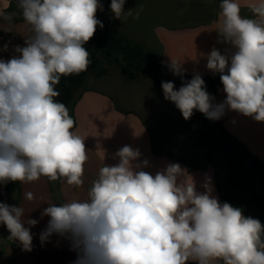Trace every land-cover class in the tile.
I'll use <instances>...</instances> for the list:
<instances>
[{
    "label": "clouds",
    "instance_id": "obj_1",
    "mask_svg": "<svg viewBox=\"0 0 264 264\" xmlns=\"http://www.w3.org/2000/svg\"><path fill=\"white\" fill-rule=\"evenodd\" d=\"M126 0H111L114 19L126 20ZM19 12L0 9L8 30L17 15L30 26L24 45H15L9 59L0 57V185L50 182L84 184L88 161L85 138L74 129L68 107L56 99L62 77L87 71L91 60L85 45L104 24L97 18L101 0H17ZM221 27L208 53L206 69L219 74L225 98L217 102L201 74L183 80V62L170 58L169 71L181 77L162 81L166 101L189 120L195 111L218 121L235 112L264 123V0L241 15L238 0H221ZM134 19H139V12ZM9 45L0 47L7 52ZM91 183L87 198L47 203L41 244L57 236L76 253L72 264H264V224L245 216L240 207L221 202L212 178L197 180L179 163L155 171L139 148L120 147ZM34 201L33 192L24 195ZM39 221L22 206L0 201V224L22 251L33 249L31 228Z\"/></svg>",
    "mask_w": 264,
    "mask_h": 264
},
{
    "label": "crops",
    "instance_id": "obj_2",
    "mask_svg": "<svg viewBox=\"0 0 264 264\" xmlns=\"http://www.w3.org/2000/svg\"><path fill=\"white\" fill-rule=\"evenodd\" d=\"M106 1L101 0V3L104 5ZM179 1L184 3L179 6L180 8L188 5L183 14L186 17L190 14L193 16L202 14V16L210 17L200 21H195L191 17L192 21H190L189 26L185 23L183 26L167 25L165 0H163L162 11L158 9L155 13L156 21L159 20L160 16L162 19L150 28V23H144L147 21V17L143 15L144 9L134 6L141 0H126L124 9L125 11L131 9L132 15L121 22L114 19L111 10H109L106 21L113 33L126 36L143 45L156 60L164 64H167L172 58L183 62V67L186 69L185 74L190 76H193L195 72L201 74L203 78L219 76L218 73L214 74L206 69V60L199 54L208 53L213 46L221 51L225 47V45L217 43V30L221 27L220 3L218 0ZM253 2H258V0H238L241 5L242 16H252L248 5ZM172 3V1L169 2V7L172 5L174 8ZM10 6V1L0 0V9L6 10ZM100 12L98 11L97 15ZM137 12H139V19H134ZM171 14L175 15L177 12L172 11ZM0 32L13 34L11 40H5L0 36V47L4 44L9 45L7 52H0V57L4 59H9L14 54L13 47L15 45L23 46L24 39L31 34L30 26L25 22L13 23V27L9 31L6 22L0 21ZM222 88L217 92V102L225 98ZM86 90L75 107L76 124H74L73 129L78 135L85 138V146L88 150L89 159L84 165V184L77 188L67 185L62 179L50 182L46 177H41L40 180L29 184L20 183L18 206L25 208L27 217L39 221L35 227L31 228L33 249L31 252L22 251L16 242L8 239L10 234L7 228L0 224V264H72L76 259V253L70 250L67 240L53 236L49 242L41 244L39 235L46 227L49 218L41 219L40 213L43 208L48 206L47 203L59 204L55 194L59 195L62 202L86 199L88 189L92 181L96 179L100 167L104 163H115L111 159V155L124 145L139 148L143 158H147L153 165L152 171L168 162L179 163L194 175L198 187L207 174L212 178L215 194L221 201L215 179V170L212 167L193 170L189 168L187 163L172 160L170 156L180 157L171 154L166 149V139L159 140V152L161 151L162 155H155L153 152L155 133L138 112L120 107L116 99L102 89L87 86ZM221 120L232 135L246 144L254 155L264 161V123L256 122L235 112H227ZM3 187L4 185H0V189ZM28 191L33 192L36 197L34 201L25 200L24 195ZM16 199L17 194L12 193L5 202L13 205Z\"/></svg>",
    "mask_w": 264,
    "mask_h": 264
},
{
    "label": "trees",
    "instance_id": "obj_3",
    "mask_svg": "<svg viewBox=\"0 0 264 264\" xmlns=\"http://www.w3.org/2000/svg\"><path fill=\"white\" fill-rule=\"evenodd\" d=\"M11 6L6 9L8 12H19L17 0H8ZM220 3L221 0H218ZM111 0H107L103 5L97 18L102 21L104 27L97 28L94 37L85 45L90 53L91 63L87 71L79 75L62 77L56 86L61 95L56 99L63 102L69 109L70 116L76 124L75 107L83 94L87 91L86 80L89 75L96 78H103L108 71L105 68L99 54L110 64L120 68L121 75L126 81H137L138 79H152L157 89L161 88L162 81H172L174 84H182L181 77L174 76L164 64L156 60L149 50L143 45L134 42L130 38L113 33L106 21V16L110 10ZM4 22V21H3ZM24 22L22 16L17 15L13 23ZM0 36L5 40H11L13 34L0 32ZM192 76L185 74L183 80H190ZM207 91L215 96L223 87L219 76L203 78ZM195 123L201 127L199 145L206 147L207 164L204 166L192 165L188 161L170 156L172 160L187 163L190 169L200 170L213 167L215 179L219 190L221 202H228L234 207H240L245 216L257 218L264 224V161L254 155L246 144L238 140L224 126L223 121H212L207 119L200 112L195 116ZM153 152L155 155H162L159 152L160 141L156 143L153 136ZM161 140V139H157ZM225 154L228 158L229 173L225 185L220 181V175L216 167V155ZM17 194V199L13 205H18L20 201V183H8L0 189V201L5 202L9 195ZM56 199L63 203L59 195Z\"/></svg>",
    "mask_w": 264,
    "mask_h": 264
},
{
    "label": "rangeland",
    "instance_id": "obj_4",
    "mask_svg": "<svg viewBox=\"0 0 264 264\" xmlns=\"http://www.w3.org/2000/svg\"><path fill=\"white\" fill-rule=\"evenodd\" d=\"M171 1L174 8L172 5L169 7ZM182 4H184L183 1L179 0H165L167 25L183 26L185 23L189 26L190 21H192L191 17L195 21L206 20L207 17H210L202 16V14L193 16L190 13L186 17L183 14L188 5L180 8L179 6ZM134 6L144 9L143 15L147 17V21L144 23H150V28L155 26L156 22L161 21V16L158 21L155 20L157 18L155 13L158 9L162 11L163 0H141ZM171 10L176 11L177 14H171ZM99 57L108 73L103 78L89 75L86 80V87L92 86L96 89H102L108 92L110 96L112 95L120 107L138 112L155 133L156 143L159 141L158 138L166 139V149L171 154L188 161L192 165H206V147L199 145L202 129L198 124H194L195 116L199 112L195 111L189 120H185L175 105L164 99L162 89H157L152 79L141 78L137 81H126L117 65L110 64L100 54ZM175 86L178 89L181 85L176 84ZM158 144L160 143L158 142ZM216 167L220 181L224 186L229 173L228 158L225 154L216 155Z\"/></svg>",
    "mask_w": 264,
    "mask_h": 264
}]
</instances>
